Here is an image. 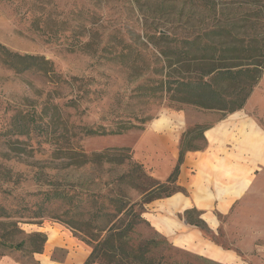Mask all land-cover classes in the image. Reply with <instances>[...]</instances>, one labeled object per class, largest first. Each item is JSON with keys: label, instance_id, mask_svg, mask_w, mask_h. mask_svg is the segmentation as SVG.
I'll list each match as a JSON object with an SVG mask.
<instances>
[{"label": "rangeland", "instance_id": "obj_1", "mask_svg": "<svg viewBox=\"0 0 264 264\" xmlns=\"http://www.w3.org/2000/svg\"><path fill=\"white\" fill-rule=\"evenodd\" d=\"M215 8L217 12H214ZM249 10L225 0H0V44L19 54L44 56L53 63L57 74L69 81L68 86L57 90L56 85L39 73L17 74L0 65V215H6L0 217V259L11 257L20 264H38L35 255L26 250L2 245L4 241L15 245L35 232L47 235L45 255L63 238L68 244L74 240L86 244L81 232L97 229L95 215L106 201L99 193H107L112 179L128 173L132 166L139 164L149 176L164 183L166 179L159 178V170L171 167L174 170L181 149L205 151L208 143L203 130L214 126L228 114L193 105L178 106L169 100L172 99L169 95L162 99L155 97L151 70L157 58L151 53L157 49L151 43L159 44L161 47H157L160 49L166 47L155 38L159 33L179 39L216 25L245 27L238 20ZM49 16L54 21H64L62 23L69 27L58 42H47L50 29L43 25ZM38 19L43 20L37 25ZM82 25L89 31L83 42L93 40L99 45V52L107 39L118 44L121 35L127 43H134L136 49L147 54L145 66L150 64L149 70H133L120 65L102 66L97 61L99 52L93 54L95 49L69 52V46L79 45L70 30L74 29L76 35L80 33L83 36ZM237 29L241 36L253 34L251 28ZM214 64L219 63L212 62ZM212 65L198 63L190 71L206 73ZM183 70L188 73V68ZM74 79H84L89 85H81ZM71 100H77V106H69ZM20 112L36 113V119L43 120V129L32 132L30 137L14 134L13 122ZM236 112L254 120L264 131V69L245 106ZM117 117L131 119L143 130L134 128L122 135L105 137H85L81 133V127L110 125ZM144 120L146 122L142 124ZM151 125L159 129L158 139H169L168 146L176 153L172 163H169L167 155H162L157 143H139L151 130ZM217 132L207 131L206 136L214 142ZM247 135H251L252 140ZM259 138L263 142V151L255 149L253 164L264 165V134L254 123L244 122L236 141L241 142L243 150L253 151L252 147H256ZM232 142L229 144L230 153L235 150ZM105 152L108 153L103 158L93 157ZM252 156L244 155L242 161L251 162ZM230 157L226 164L237 163L242 158ZM219 158L218 154L213 161L219 168L216 171L219 173L214 174L217 179L225 174V163ZM198 162H193L196 168ZM249 178L251 186L242 198L250 185L249 180L235 177L237 183L233 186L216 187L219 207L225 213H221L214 204L210 212L215 217L211 214L202 216V212L193 209L186 214L183 210L192 206L191 201L181 194L165 197L170 193L167 190L163 198L145 205L144 217L150 223L149 226H139L134 239L139 242L164 237L177 249L220 264H264V166L252 172ZM202 179L201 176L198 178L195 202L198 207L207 208V202L213 196ZM51 189L86 195H77L78 198L71 202L55 199L49 202L44 201L43 196H31ZM123 189L127 201H143L141 191L128 187ZM182 190L181 193L188 194L186 189ZM235 198L240 199L227 211ZM28 209H43L48 215L45 218H28L32 214ZM15 223L25 235H15ZM175 230L179 231L169 235ZM72 238L74 240H69ZM64 255L65 251L58 249L54 258L61 259ZM176 256L185 258L181 253Z\"/></svg>", "mask_w": 264, "mask_h": 264}, {"label": "trees", "instance_id": "obj_2", "mask_svg": "<svg viewBox=\"0 0 264 264\" xmlns=\"http://www.w3.org/2000/svg\"><path fill=\"white\" fill-rule=\"evenodd\" d=\"M225 2L250 9L238 21L243 23L246 28H251L253 34L248 36L245 33V36H241L236 29L245 28L244 26L233 25L232 27V24H228L209 27L191 37L179 39L166 33H159L156 37L154 35L159 42L166 44V47L160 49L157 47V45L160 46L159 44L151 43L157 49V52L151 54L159 62L157 63V59H155V67L151 70L152 80L155 82L153 89L156 94L155 97L162 99L163 96L165 98L166 95H169L172 98L169 100L178 106L193 105L204 110L220 111L224 114H232L243 109L249 96L259 83L264 69V30L261 29H264V0H225ZM214 12H217L216 8ZM42 20L38 19L36 24L38 25ZM62 22L54 21L51 16L45 20L43 26L50 29L47 35L48 43L58 42L62 39L63 34L69 28L67 24L64 25ZM80 28L85 32L83 36L80 33L76 35L74 29L70 30L71 35L74 34L73 38L76 37L79 45L72 44L67 50L74 53L78 51L90 52V50L95 49L93 54H97L99 45L95 44L93 40L83 42L82 39L88 36L89 31L85 25ZM260 30L261 32L258 33ZM112 36L117 39L115 35ZM146 36L148 38V35ZM107 40L98 54L100 55L97 58L99 64H103L102 66L120 65L133 70L138 68L149 70L150 64L145 66L147 54L136 49L137 46L134 43H127L122 35L118 44H113L112 40L110 42ZM212 62L219 64L212 65ZM198 63L212 65V68L206 73L190 71ZM0 65L17 74L39 73L49 83L56 85L54 87L57 90L69 85V81L58 75L53 63L44 56L19 54L2 44H0ZM184 68H188V73L183 72ZM172 71L178 72L180 75L177 76ZM74 80L81 82V85H89V82L84 79ZM76 103L77 100H71L69 106H74ZM36 117V113L20 112L13 122L14 134L30 137L32 132L42 130L43 120L38 121ZM145 122L144 120L142 124ZM134 128L143 130V127H140L135 121L117 117L110 122V125L81 127V133L85 137L116 136L125 134ZM205 131L203 130V133ZM203 139L205 138L203 137ZM198 150V148L187 149V151L181 149L177 165L164 183L149 176L139 164L132 166L128 173L112 179L111 187L107 189V193H99V196L106 201L95 215L97 229L95 231L86 229L85 232H81L84 236L83 241L92 248L91 254L84 264H220L177 249L164 237L139 242L134 239L139 226H149L143 217L146 204L163 198L167 190L170 191L165 196L168 198L172 194L183 191L177 182L185 154L189 151ZM108 152L95 154L93 157L103 158ZM123 187L141 191L143 201L139 203L127 201L128 198ZM77 195L81 197L86 193L71 194L65 190L51 189L46 192L31 194L32 197L43 196L44 201L49 202L54 199L71 202L74 198H78ZM28 211L29 214L32 212L28 218H45L48 215L43 209H28ZM188 213L190 211H186V214ZM4 216L6 215H0V217ZM200 223L203 224L204 222L200 220ZM13 226L16 236L25 235L24 231L18 227V223ZM46 241V234L35 232L26 235L25 239L15 245L6 241L1 242L4 246L21 251L26 250L27 253L34 256V254L43 253ZM173 251L176 255L181 253L185 258L181 259L173 255Z\"/></svg>", "mask_w": 264, "mask_h": 264}, {"label": "crops", "instance_id": "obj_3", "mask_svg": "<svg viewBox=\"0 0 264 264\" xmlns=\"http://www.w3.org/2000/svg\"><path fill=\"white\" fill-rule=\"evenodd\" d=\"M246 121H251L252 123H254L261 130V132L264 134V131L262 130V128L254 120H252L250 118L242 117L239 115V113L235 112L232 114H228V116L226 118H223L222 120L217 122L214 126H210L204 132V136H205L206 141L208 143V147L205 149V151H200V152H190L189 151L186 154L185 160H184V162L182 164V168L180 170V175H179L177 184L179 187L186 189L188 194L185 195L181 192L176 193V194H181L182 196L189 199L192 203V206L188 209L183 210V211L186 212V211L193 209V210H198V211L202 212L203 213L202 216L205 214L213 215L210 212V209L215 204L217 209L221 213H225L219 207L220 206V200H219V197H218V194L216 191V187L218 185H222V186H226V187L233 186L234 184L237 183V181L235 180V177H238L240 180L246 179V180L250 181V185L245 189V191L243 192V195L240 198H242L249 191V188L251 186V180L249 177H250L251 173L254 171L256 172L257 169H259L260 167H262L264 165L260 164L258 162L253 164L254 161H253L252 154L255 151V149H257V151H260V152L263 151V149L261 148V146H263V142L261 141L260 138L256 140V142H257L256 147L255 146H254V148L252 147L253 151L243 150V146H242L241 142L236 141V138L240 137V130L242 129L243 123ZM152 125H151V130H149L145 133V135L142 137V139L139 143L141 145H142V143L148 142V141H153V142L157 143V145L160 147V149H162L161 150L162 155L164 157H166V155H167L168 159H169V163H172L173 160H175V158H176V153L174 152V150H172L170 148V146H168V140L169 139L168 138L167 139L162 138L161 140L158 139L159 135H158L157 131L159 129L153 128ZM207 131H210V132L211 131H215V132L218 131L216 133V140L214 142H211L207 138V136H206ZM250 136L251 135H247V138L249 137L251 139ZM254 140H255V138H254ZM173 141H175V138ZM230 142L234 143V146H235V150L233 151V153H230V149H231L229 146ZM247 142H249V140H247ZM251 143H252V141H251ZM217 150H218V154L220 157L219 161L220 162L223 161V163H225L223 165V166H225V170H224L225 174L220 179H217V176L214 175L216 173H219V172H216V171H219V168L217 166H215V163L213 162L215 160V158L218 156ZM232 155L233 156L235 155V157L240 156L242 158H241V160L237 161V163L231 162L232 164H228V163L226 164V162H228V159L231 158L230 156H232ZM244 155H251L252 161L251 162L250 161L249 162L248 161L243 162L242 159H243ZM178 159H179V157H178ZM195 160H196V162L201 160V163L198 162L197 168L193 164V162H195ZM177 162H178V160H177ZM210 169H212L213 171L211 172ZM159 171L161 172V174L159 175V178L167 180L173 172V167H171L170 169L162 168ZM200 176L203 178L202 181H203L204 186L210 190V192L213 196V198L207 202V204H208L207 208L198 207L196 205V202H195L196 193H197L198 178ZM233 176H235V177H233ZM176 194H174V195H176ZM240 198H235L234 200H232L231 206L227 211H229L232 208L233 204ZM162 202H164V201H162ZM183 211H180V212H183ZM177 212H175V213H177ZM144 215H145V212H144ZM144 215H143V217H144ZM154 217L155 218H161V217H157V216H153V218ZM145 220L148 223H150L146 218H145ZM153 226L155 227L154 224H153ZM178 231L179 230H175L173 232V234H169V235H174V234H176L175 232H178ZM161 233L166 234L164 232H161ZM166 235H168V234H166ZM69 240H74V239L72 238ZM61 241L64 242V244H59V243H61ZM66 241H67V239H64V238L59 240L53 247L49 248L51 250L47 253V255H45L46 250H45V253L34 254L35 255V257H34L35 261L38 264H84L86 262V260L88 259V257L90 256L92 248L89 245H87L85 243H81L77 240H74L69 244L65 243ZM46 248H48L47 243L45 245V249ZM58 249L65 251V255L61 259L54 258L55 252ZM44 258H47V261H45ZM0 264H20V263H18L17 261L12 259L11 257H4V258L0 259Z\"/></svg>", "mask_w": 264, "mask_h": 264}]
</instances>
